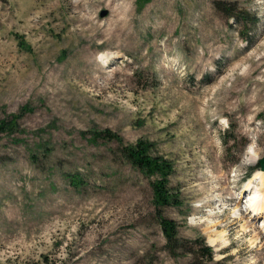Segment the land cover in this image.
I'll return each mask as SVG.
<instances>
[{
	"label": "rangeland",
	"instance_id": "obj_1",
	"mask_svg": "<svg viewBox=\"0 0 264 264\" xmlns=\"http://www.w3.org/2000/svg\"><path fill=\"white\" fill-rule=\"evenodd\" d=\"M5 113L0 264H194L198 241L195 264H264L245 213L264 202V0H0ZM106 131L169 162L178 205L154 207L153 179L92 142Z\"/></svg>",
	"mask_w": 264,
	"mask_h": 264
},
{
	"label": "trees",
	"instance_id": "obj_2",
	"mask_svg": "<svg viewBox=\"0 0 264 264\" xmlns=\"http://www.w3.org/2000/svg\"><path fill=\"white\" fill-rule=\"evenodd\" d=\"M219 9L227 12L228 16L234 17L232 13L233 9L230 7L222 5ZM238 12L237 18L240 20H243L247 16L243 11L239 10ZM20 118V114L7 113H5L3 117H0V139L4 134L9 135L19 130ZM103 138L106 140H115L114 142L118 146L117 152L120 153V156L141 174L153 179L150 185L152 190V201L156 209H165L166 207L179 204L171 190L168 188V177L172 172V169L166 159L153 156L150 153L147 143L141 140L133 145L123 146L120 137L112 135L109 131L102 133L95 132L92 134L91 140L92 142H96L98 139ZM156 214L157 222L166 244H173L177 238L176 226L171 220L165 218L161 211L157 210ZM194 248L195 251L192 253L194 254V264L198 260H212L213 255L211 250L204 245L203 241L194 243Z\"/></svg>",
	"mask_w": 264,
	"mask_h": 264
},
{
	"label": "bare ground",
	"instance_id": "obj_3",
	"mask_svg": "<svg viewBox=\"0 0 264 264\" xmlns=\"http://www.w3.org/2000/svg\"><path fill=\"white\" fill-rule=\"evenodd\" d=\"M248 162V163H247ZM246 163V165H251V164H254L256 161L254 160V158H250L249 159V161H247ZM243 166V165H242ZM241 166V167H242ZM257 173L259 172V171H256ZM260 172H263V171H260ZM257 176V175H256ZM258 176H260V177H262V182H264V174L263 175H260V174H258ZM254 181L255 180H253V179H249V182L245 185V188H244V191H243V193L245 194L246 192H252V190L254 189V188H256V187H254L255 185H254ZM256 190H258L257 188H256ZM243 194V195H244ZM248 194V193H247ZM251 194V193H250ZM252 195L254 196L253 198H252ZM232 200H234V201H236V200H238V197L236 198V197H232ZM249 200H251V201H249V202H251L250 204H248L249 206L247 207V208H245L246 210H245V213H247V215L249 216V215H251V214H253V215H255V216H253L251 219H254V218H256V217H262L263 216V214H264V202H262V201H260V199H259V197L255 194L254 195V193L253 194H251V199H249ZM264 201V200H263ZM236 204H238V201L236 202ZM240 205V204H239ZM246 207V206H245ZM239 208H240V206H239ZM239 216L236 218V219H243V217H242V211L241 210H239ZM250 219V220H251ZM262 219V218H261ZM250 220L249 219H247V222H246V225L247 226H244L245 227V231L244 232H248L249 230H252L253 229V224H250ZM250 232V231H249ZM264 232V231H263ZM222 238V237H221ZM212 246H217V243H218V239H214V240H212Z\"/></svg>",
	"mask_w": 264,
	"mask_h": 264
},
{
	"label": "water",
	"instance_id": "obj_4",
	"mask_svg": "<svg viewBox=\"0 0 264 264\" xmlns=\"http://www.w3.org/2000/svg\"><path fill=\"white\" fill-rule=\"evenodd\" d=\"M106 16H107V11H102L100 13V17L101 18H104ZM259 165H260L261 169L264 170V158H262L261 160H259Z\"/></svg>",
	"mask_w": 264,
	"mask_h": 264
}]
</instances>
